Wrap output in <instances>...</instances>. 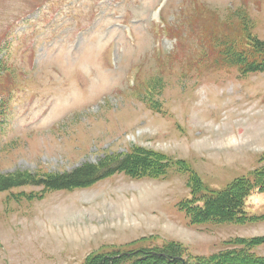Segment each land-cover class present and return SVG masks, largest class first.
<instances>
[{
  "label": "rangeland",
  "instance_id": "374dc122",
  "mask_svg": "<svg viewBox=\"0 0 264 264\" xmlns=\"http://www.w3.org/2000/svg\"><path fill=\"white\" fill-rule=\"evenodd\" d=\"M160 1L0 0V63L11 73L0 66V177L38 179L131 151L149 161L139 178L0 190V264H84L166 244L181 264L233 248L264 258V219L190 224L178 209L264 165V71L239 76L200 46L193 0H167L158 14ZM195 1L219 29L247 11L264 40V0ZM160 15L176 39L157 30ZM151 165L165 174L146 175ZM244 209L264 214V192ZM239 239L255 243L227 242Z\"/></svg>",
  "mask_w": 264,
  "mask_h": 264
},
{
  "label": "trees",
  "instance_id": "16d2710c",
  "mask_svg": "<svg viewBox=\"0 0 264 264\" xmlns=\"http://www.w3.org/2000/svg\"><path fill=\"white\" fill-rule=\"evenodd\" d=\"M197 5L192 10L188 24L197 28V40L201 47L215 48L216 60L223 61L229 66H235L240 76L250 72L264 71V40L252 34L253 22L247 11L239 9L233 11L230 19L218 25L210 26L206 23V15L199 13ZM215 20L216 17L214 16ZM149 161L134 157L131 151L128 154L112 156L96 163L85 162L76 168L60 174H44L40 178L30 176L26 179L17 176L16 179L6 176L0 177V190H7L25 184L39 185L54 189H69L83 187L95 183L116 172L139 178L143 176ZM152 167V165H151ZM146 171V170H145ZM163 168L158 165L149 168L146 175L153 177L164 175ZM162 173V174H161ZM195 182H197L195 180ZM203 189L192 192V196L178 203L189 218L190 224L201 223L208 219L244 223L254 219H264V214L249 216L244 209L247 196L253 192H264V165L256 167L244 175L232 180L226 188L217 192L203 193ZM255 239L248 244L242 240L227 241L229 244L238 243L250 247ZM138 250L113 249L95 253L84 264H181L178 257L182 256L181 249L175 244H166L163 248L138 247ZM113 254V255H111ZM186 264H264V258L255 256L245 249H223L209 256H195L189 258Z\"/></svg>",
  "mask_w": 264,
  "mask_h": 264
}]
</instances>
